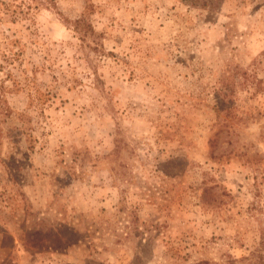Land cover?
<instances>
[{
  "label": "rangeland",
  "instance_id": "rangeland-1",
  "mask_svg": "<svg viewBox=\"0 0 264 264\" xmlns=\"http://www.w3.org/2000/svg\"><path fill=\"white\" fill-rule=\"evenodd\" d=\"M203 1L0 0V264H264V0Z\"/></svg>",
  "mask_w": 264,
  "mask_h": 264
},
{
  "label": "trees",
  "instance_id": "trees-1",
  "mask_svg": "<svg viewBox=\"0 0 264 264\" xmlns=\"http://www.w3.org/2000/svg\"><path fill=\"white\" fill-rule=\"evenodd\" d=\"M188 1H190L191 3H199V1H201V0H188ZM213 1H215V0H204L203 3H207V2L212 3ZM76 24L78 27H79V25H81V28L79 27V29H81L83 31L84 36L94 33V31L92 30L91 23L85 21L83 18L77 19ZM227 89L230 91L233 90V88L229 87V86H227ZM217 92H219V93L222 92V89L219 88L217 90ZM217 101H218L217 103H219V99Z\"/></svg>",
  "mask_w": 264,
  "mask_h": 264
}]
</instances>
